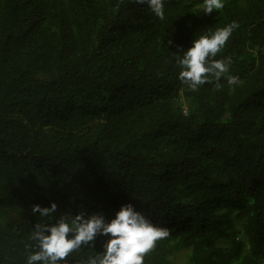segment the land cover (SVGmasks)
Returning <instances> with one entry per match:
<instances>
[{
	"label": "trees",
	"instance_id": "1",
	"mask_svg": "<svg viewBox=\"0 0 264 264\" xmlns=\"http://www.w3.org/2000/svg\"><path fill=\"white\" fill-rule=\"evenodd\" d=\"M200 2L0 0V264H26L34 224L129 202L169 233L143 264H264V0ZM232 21L215 59L239 83L189 89L175 56Z\"/></svg>",
	"mask_w": 264,
	"mask_h": 264
},
{
	"label": "clouds",
	"instance_id": "2",
	"mask_svg": "<svg viewBox=\"0 0 264 264\" xmlns=\"http://www.w3.org/2000/svg\"><path fill=\"white\" fill-rule=\"evenodd\" d=\"M146 3L151 12L163 20L165 0H137ZM225 0H201L198 8L208 15L222 10ZM232 21L214 31H205L194 36L190 47L177 53L175 63L179 68L178 79L193 91L199 86L219 81L223 76L229 85L239 83L238 76L230 75L231 58L215 59L225 46L233 31L238 27ZM57 212L55 202L42 207L34 204L31 213L42 218H51ZM165 227L158 226L132 203L122 204L111 219L101 213L86 215L78 211L75 215L66 212L52 223L34 224L31 239L35 241L33 250L26 257V264H68L65 259L82 245L92 244L99 236L107 237L102 243V251L82 258L78 264H143L145 254L150 252L158 240L168 236Z\"/></svg>",
	"mask_w": 264,
	"mask_h": 264
},
{
	"label": "rangeland",
	"instance_id": "3",
	"mask_svg": "<svg viewBox=\"0 0 264 264\" xmlns=\"http://www.w3.org/2000/svg\"><path fill=\"white\" fill-rule=\"evenodd\" d=\"M184 260H185V252H177L172 258L173 261L172 264H182Z\"/></svg>",
	"mask_w": 264,
	"mask_h": 264
}]
</instances>
